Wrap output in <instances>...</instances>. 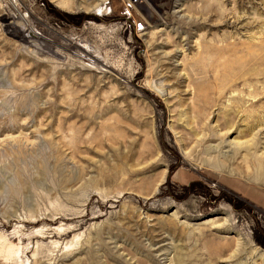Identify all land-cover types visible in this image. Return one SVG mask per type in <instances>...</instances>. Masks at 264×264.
<instances>
[{"label":"rangeland","instance_id":"374dc122","mask_svg":"<svg viewBox=\"0 0 264 264\" xmlns=\"http://www.w3.org/2000/svg\"><path fill=\"white\" fill-rule=\"evenodd\" d=\"M262 157L264 0H0V264H264Z\"/></svg>","mask_w":264,"mask_h":264},{"label":"bare ground","instance_id":"6f19581e","mask_svg":"<svg viewBox=\"0 0 264 264\" xmlns=\"http://www.w3.org/2000/svg\"><path fill=\"white\" fill-rule=\"evenodd\" d=\"M253 130V129H252ZM256 135V134H255ZM253 141H251V144H248V146L251 145V147H256L259 145V143H261L260 138L258 136H256L254 139H252ZM257 148V147H256ZM185 152V151H184ZM190 156V155H189ZM188 157V156H187ZM190 158V157H189ZM255 160V159H254ZM259 161V168H257V172L253 173V171H248V170H238V169H233L228 171L227 173L231 174V175H236L241 177L242 179L248 181L249 183H253V185H258V186H263L264 187V158H258L257 159ZM253 161V160H252ZM256 165V164H255ZM254 168V167H252ZM251 168V169H252ZM246 169V168H245ZM250 169V168H249ZM229 170V169H228ZM259 175V176H258Z\"/></svg>","mask_w":264,"mask_h":264}]
</instances>
